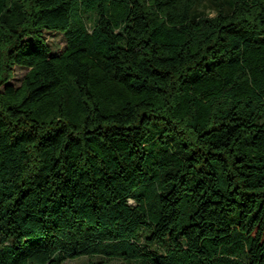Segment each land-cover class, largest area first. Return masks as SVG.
Instances as JSON below:
<instances>
[{
  "label": "trees",
  "instance_id": "obj_1",
  "mask_svg": "<svg viewBox=\"0 0 264 264\" xmlns=\"http://www.w3.org/2000/svg\"><path fill=\"white\" fill-rule=\"evenodd\" d=\"M82 256L264 264V0H0V264Z\"/></svg>",
  "mask_w": 264,
  "mask_h": 264
},
{
  "label": "rangeland",
  "instance_id": "obj_2",
  "mask_svg": "<svg viewBox=\"0 0 264 264\" xmlns=\"http://www.w3.org/2000/svg\"><path fill=\"white\" fill-rule=\"evenodd\" d=\"M44 36L51 48V54H58L62 52L66 47V40L64 34L57 31H45ZM28 68L15 66L14 67V77L10 81L14 86H19L28 72ZM103 259L105 264H120L122 260L119 259H106L101 257H90L82 256L75 259H68L63 264H90L92 260L98 261Z\"/></svg>",
  "mask_w": 264,
  "mask_h": 264
}]
</instances>
